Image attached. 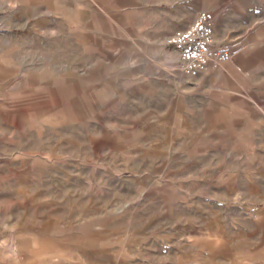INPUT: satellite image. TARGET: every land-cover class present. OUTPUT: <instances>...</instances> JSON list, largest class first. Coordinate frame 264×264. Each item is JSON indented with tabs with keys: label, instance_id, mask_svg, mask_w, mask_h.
Listing matches in <instances>:
<instances>
[{
	"label": "rangeland",
	"instance_id": "374dc122",
	"mask_svg": "<svg viewBox=\"0 0 264 264\" xmlns=\"http://www.w3.org/2000/svg\"><path fill=\"white\" fill-rule=\"evenodd\" d=\"M0 264H264V0H0Z\"/></svg>",
	"mask_w": 264,
	"mask_h": 264
},
{
	"label": "built area",
	"instance_id": "2783aa9c",
	"mask_svg": "<svg viewBox=\"0 0 264 264\" xmlns=\"http://www.w3.org/2000/svg\"><path fill=\"white\" fill-rule=\"evenodd\" d=\"M213 16L201 10L193 21L172 32L168 43L178 53L183 72L188 76L202 70L209 61L223 62L229 59L225 49L210 46L213 35Z\"/></svg>",
	"mask_w": 264,
	"mask_h": 264
}]
</instances>
